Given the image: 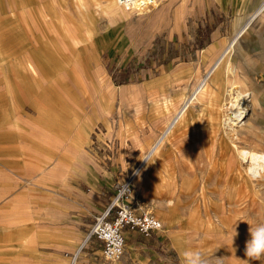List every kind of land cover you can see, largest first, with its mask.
<instances>
[{
	"label": "rangeland",
	"instance_id": "374dc122",
	"mask_svg": "<svg viewBox=\"0 0 264 264\" xmlns=\"http://www.w3.org/2000/svg\"><path fill=\"white\" fill-rule=\"evenodd\" d=\"M25 1L0 0V25L17 26L24 35L27 135L41 142L43 185L49 186L50 174L57 172L59 185L71 182L88 191L97 183L93 173L97 165L111 169L107 170L110 176L101 177L110 184L107 201L94 218L83 215L80 205L67 215L73 220L74 255L79 249L75 264H187L186 253H198L203 264H264V256L249 260L244 252L250 225L264 223V172L260 176L244 172L239 178L246 180L243 203L234 194V201L226 202L224 208L213 205L211 198L228 188L227 169L239 165L237 150L221 125L222 112L216 108L208 123L211 114L201 111L202 101L194 99L181 118H175L210 75L230 39L246 24L241 21L252 13H244L246 0H234L236 14L204 9L196 0H152L139 14L116 0ZM26 8L35 23L26 35L27 41L38 42L33 48L26 46ZM261 13L240 35L238 47L243 56H234V63L242 68L254 63L261 74L257 105L240 123L264 141V7ZM34 48L38 60L31 55ZM219 75L216 81L223 89L222 68ZM99 80L111 89L98 92ZM78 132L82 137L68 150L67 144ZM148 152L149 184L156 180L149 185V212L161 220L163 228L149 237L131 238L125 233L123 255L105 260L98 250L100 242L81 243L114 196L116 184L132 176ZM66 163L78 173L69 174L72 171ZM41 194L48 200L57 197L58 216L65 217L71 207L61 205L67 195L60 187L56 196L44 188ZM210 208L223 218L236 211L241 226L235 235H230L227 221L208 218ZM159 236L167 254L139 244ZM192 264H196L195 257Z\"/></svg>",
	"mask_w": 264,
	"mask_h": 264
},
{
	"label": "crops",
	"instance_id": "0c3cea01",
	"mask_svg": "<svg viewBox=\"0 0 264 264\" xmlns=\"http://www.w3.org/2000/svg\"><path fill=\"white\" fill-rule=\"evenodd\" d=\"M196 1H200L204 9L232 10L235 14L238 11L234 0ZM263 5L264 0H246L244 13L255 12ZM31 15L33 17L32 12ZM24 31L26 36L25 27ZM27 37L29 36H26L27 47L37 46L38 42L27 41ZM31 55L33 59H39L35 48ZM25 69L24 35L17 26L0 25V264H75L79 249L74 255L73 220L67 215L80 205L83 215L86 213L94 218L107 201L106 187L110 184V181L101 177L110 176L107 170L111 169L97 165L93 172L97 183L91 185L88 191L71 182L59 185L57 172L50 174L53 178L50 179L49 186L43 185L41 142L37 137L27 135ZM107 85L104 81H97V91L111 89ZM151 92L153 91L149 90L150 94ZM79 135L82 137L83 134L76 133L72 143L67 144L68 150L77 145L81 138ZM66 168L72 171L69 174L78 173L71 164L66 163ZM84 175L88 174L85 172ZM133 181L132 201L139 211L149 212V185L152 187L156 183L155 180L153 184H149V152L134 170ZM59 187L67 195L61 205L71 207L66 209L65 217L58 216L57 197H50L48 200L46 195L41 194L44 188L55 192L56 196ZM29 192L35 195H27ZM88 224L87 222L86 225ZM127 236L135 238L141 235L126 232ZM139 244H143L146 249L155 247L164 254L168 252L162 237L145 238ZM88 252L84 251V254H89ZM143 261L149 263L147 259Z\"/></svg>",
	"mask_w": 264,
	"mask_h": 264
},
{
	"label": "bare ground",
	"instance_id": "6f19581e",
	"mask_svg": "<svg viewBox=\"0 0 264 264\" xmlns=\"http://www.w3.org/2000/svg\"><path fill=\"white\" fill-rule=\"evenodd\" d=\"M116 1L117 3H120L121 0H116ZM151 1L152 0H129L128 6L129 7L131 6L132 8H135L139 11H144L148 7ZM28 3L29 0L25 1V4ZM263 7L264 6H261L255 12L249 14L246 19L241 21L242 25L243 23L246 24L243 25L242 28L240 27L239 33L235 37L230 39L229 43L226 45L221 55L218 57L219 59L215 60V64L212 68V71L211 72L209 71L210 75L207 76L206 78H203V81H201L198 87L193 91L191 97L185 100V102L183 103V105L178 110L175 116V118L178 119L181 118V116L186 110V109L184 110L185 106L189 105L191 101L194 99L198 100V102L202 101V103L199 105L201 111L203 110L211 114L210 116L211 120H209L208 123H212L213 120L212 117L215 116L214 113L216 112L215 110L216 108H218L222 112L223 124L221 125L223 126L226 132L225 134L230 140L232 147L235 148V150H237L235 155L239 159V165L233 166L232 169H227L226 175L230 176L229 179L227 178L228 188H226V190L223 193L220 194L217 193L216 195H214L213 198H211V203H213V205L221 206V208L222 207L224 208V204H226V202L234 201L233 199L234 194H236V197L238 198L237 200L240 201L241 203H243L245 201V198H247L244 190V188L246 187V180L242 178L241 181L239 180L241 176L242 177L244 176L243 175L244 172L246 173L251 172L253 176H260L264 172L263 138L255 131L250 130L245 124L240 123L244 118V116L248 113V111L251 110L252 106L257 105L256 88L258 87V84H260V80L258 79V77H260L261 79V74L259 75V73H257L258 68L255 66L254 63H246L247 67L249 68H244V67L242 68L241 66H237L234 63V56L237 57L243 56V54L240 52V49L238 47L239 46L238 40L240 35L250 26L251 22L259 14H262L261 9ZM23 12L25 14L24 27L26 30V34L29 35L32 32L33 28H35L34 26L35 23L34 20H31L30 10L28 8L24 9ZM247 19L249 20L246 21ZM54 22L55 21H53V23ZM218 36H220V33L218 34ZM220 43H221V38L220 41L214 46L217 48ZM213 49L215 50V48ZM221 68L226 77V82L225 85L223 86V89L219 81H216L217 76L221 73ZM213 85L215 87H211ZM208 88H209L208 91L209 93L206 92ZM177 121L178 120H174V122ZM169 132L170 131L168 130L164 134V137ZM239 143H242L247 146H239ZM213 189L218 191V188L216 186ZM207 211L208 212L206 214L208 215V218H214L221 223H225L227 221L230 224V229H229L230 235H235L236 234L235 232L239 230V227L241 226L239 222L240 220H238L239 218H237L238 216L236 215L237 213L234 209H232L229 212V214L224 218L222 213L219 215H217V212L213 213L212 208L208 209ZM222 212L224 213V211ZM201 218L203 217L201 216ZM174 239L176 238L174 237Z\"/></svg>",
	"mask_w": 264,
	"mask_h": 264
},
{
	"label": "built area",
	"instance_id": "2783aa9c",
	"mask_svg": "<svg viewBox=\"0 0 264 264\" xmlns=\"http://www.w3.org/2000/svg\"><path fill=\"white\" fill-rule=\"evenodd\" d=\"M129 0L120 5L127 10H139L128 6ZM133 175L116 184L115 194L86 232L83 244L96 240L100 242L101 255L105 260H118L124 253L125 233L135 232L144 237L162 230L161 220L150 212L139 211L132 201Z\"/></svg>",
	"mask_w": 264,
	"mask_h": 264
},
{
	"label": "clouds",
	"instance_id": "9594fccd",
	"mask_svg": "<svg viewBox=\"0 0 264 264\" xmlns=\"http://www.w3.org/2000/svg\"><path fill=\"white\" fill-rule=\"evenodd\" d=\"M249 238L245 241V256L249 260H260L264 256V223L258 224L255 227L251 226L248 229ZM187 264H192L195 257L196 264H203L199 259L198 253H186Z\"/></svg>",
	"mask_w": 264,
	"mask_h": 264
},
{
	"label": "trees",
	"instance_id": "16d2710c",
	"mask_svg": "<svg viewBox=\"0 0 264 264\" xmlns=\"http://www.w3.org/2000/svg\"><path fill=\"white\" fill-rule=\"evenodd\" d=\"M116 80V79H115Z\"/></svg>",
	"mask_w": 264,
	"mask_h": 264
}]
</instances>
